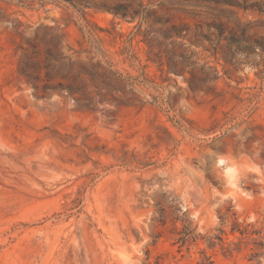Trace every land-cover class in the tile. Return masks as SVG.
I'll return each instance as SVG.
<instances>
[{
	"label": "rangeland",
	"instance_id": "obj_1",
	"mask_svg": "<svg viewBox=\"0 0 264 264\" xmlns=\"http://www.w3.org/2000/svg\"><path fill=\"white\" fill-rule=\"evenodd\" d=\"M208 257L264 264V0H0V264Z\"/></svg>",
	"mask_w": 264,
	"mask_h": 264
},
{
	"label": "trees",
	"instance_id": "obj_2",
	"mask_svg": "<svg viewBox=\"0 0 264 264\" xmlns=\"http://www.w3.org/2000/svg\"><path fill=\"white\" fill-rule=\"evenodd\" d=\"M187 1H192V0H187ZM198 1V0H196ZM254 6V5H252ZM246 9L248 8H254V7H244ZM113 12L114 14L122 17V18H131V19H135L136 18V14L135 13H130V11H128V8L126 6H119L115 9H113ZM213 26L214 28H216L218 30V37L221 38L227 31L226 29L224 28V26L222 24H213L211 25ZM183 32H186L188 33L189 32V26L184 24V25H177V24H174L172 25V27L168 30L167 32V35L166 37L167 38H173L174 36H177V35H182ZM244 31H243V36L242 38H236L235 35L233 34L232 31L229 32V37L227 38L229 40L230 43H238V42H241L244 40ZM146 40V39H145ZM247 42L251 43L252 46H257L259 45L260 43H258V41H255L253 39H246ZM180 58H185L184 55H180ZM176 66L177 65H173V67H171V70L173 73L175 74H178L179 72H183V69L180 71L178 69H176ZM209 264H213V262L211 261L210 257L207 258Z\"/></svg>",
	"mask_w": 264,
	"mask_h": 264
}]
</instances>
